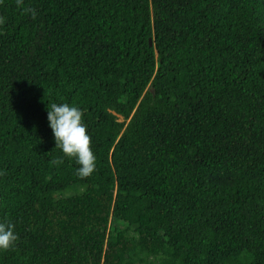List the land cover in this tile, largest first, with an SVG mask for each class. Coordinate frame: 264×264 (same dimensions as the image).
Returning <instances> with one entry per match:
<instances>
[{
	"label": "trees",
	"instance_id": "obj_1",
	"mask_svg": "<svg viewBox=\"0 0 264 264\" xmlns=\"http://www.w3.org/2000/svg\"><path fill=\"white\" fill-rule=\"evenodd\" d=\"M0 221V264H264V0H0Z\"/></svg>",
	"mask_w": 264,
	"mask_h": 264
},
{
	"label": "clouds",
	"instance_id": "obj_2",
	"mask_svg": "<svg viewBox=\"0 0 264 264\" xmlns=\"http://www.w3.org/2000/svg\"><path fill=\"white\" fill-rule=\"evenodd\" d=\"M47 121L55 140V148L63 155L75 159L77 172L82 177L91 175L96 168V156L90 147L91 136L83 122V112L69 103L47 105ZM62 164V159L53 161ZM18 240L15 226L9 221H0V250H7Z\"/></svg>",
	"mask_w": 264,
	"mask_h": 264
},
{
	"label": "water",
	"instance_id": "obj_3",
	"mask_svg": "<svg viewBox=\"0 0 264 264\" xmlns=\"http://www.w3.org/2000/svg\"><path fill=\"white\" fill-rule=\"evenodd\" d=\"M149 44H150V45L152 44V40H149Z\"/></svg>",
	"mask_w": 264,
	"mask_h": 264
},
{
	"label": "rangeland",
	"instance_id": "obj_4",
	"mask_svg": "<svg viewBox=\"0 0 264 264\" xmlns=\"http://www.w3.org/2000/svg\"><path fill=\"white\" fill-rule=\"evenodd\" d=\"M121 121V120H120Z\"/></svg>",
	"mask_w": 264,
	"mask_h": 264
}]
</instances>
